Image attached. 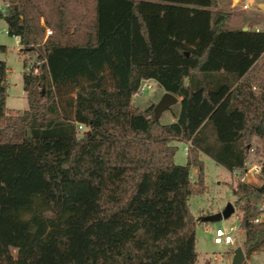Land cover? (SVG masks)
Wrapping results in <instances>:
<instances>
[{
    "label": "trees",
    "instance_id": "obj_1",
    "mask_svg": "<svg viewBox=\"0 0 264 264\" xmlns=\"http://www.w3.org/2000/svg\"><path fill=\"white\" fill-rule=\"evenodd\" d=\"M0 2L28 106L7 108L0 60V264H196L202 155L232 173L254 138L264 152V31L229 29L218 0ZM145 79L181 98L175 122L132 104ZM173 142L189 144L185 165ZM259 164L260 185L231 188L247 257L264 245Z\"/></svg>",
    "mask_w": 264,
    "mask_h": 264
},
{
    "label": "rangeland",
    "instance_id": "obj_2",
    "mask_svg": "<svg viewBox=\"0 0 264 264\" xmlns=\"http://www.w3.org/2000/svg\"><path fill=\"white\" fill-rule=\"evenodd\" d=\"M249 2L250 9L243 10V0L240 3L238 0H233V3L231 0H218L216 10L230 14V19L226 25L229 29L247 28L250 31H264V0H250ZM6 30L5 21L0 19V46H5V52L0 51V60L6 62L7 69L9 70V89L7 92L6 106L9 110L25 111L28 109V106L25 93L22 89V61L24 56L20 54L21 47L16 43V38L9 37ZM118 48L123 51L124 47L123 45H119ZM104 76L108 78L109 76L112 77V73L107 70ZM158 85L157 82H154L152 90H149L144 96L134 100L131 99L132 104L143 110L151 104H157L165 93L161 87V89L157 88ZM162 92L163 94L161 95ZM71 96L74 99V95ZM76 96L78 99L75 101V106L78 102L83 105L85 92L80 91ZM106 100V95H102L100 102L101 107L106 106ZM179 111L180 106L178 104L173 105L160 115V123L169 124L175 122V117L178 116ZM77 113L78 108L75 111V114ZM85 130L86 128L83 126V128L79 130L80 134ZM186 146L188 149L189 144ZM177 147L178 149L174 161L178 165H184L186 150L184 151L182 145H177ZM252 147L254 150L251 151L250 157L246 160L247 163L253 164L259 163L260 161L263 162L264 152L262 149V142L254 138ZM203 162L205 164L206 175L205 192L202 195L189 198L188 201L190 211L197 225L195 248L197 253L196 264H227L228 261H231L234 250L238 247L242 248L243 236L242 234H238L234 245L229 248H224L223 246L213 244V234L218 227L227 228L231 224L238 225V217H240L238 210L234 208L235 213L231 217L217 223H199L198 219L222 211L228 203L233 205L234 197L231 193V188L235 187L236 183L239 181V176L238 174H229L227 171L220 169L207 157L203 158ZM190 178L192 183L196 181V175L191 174ZM260 184L261 182H259V185ZM13 256H16L15 252H13ZM243 264H264V245L250 256L247 257L245 255Z\"/></svg>",
    "mask_w": 264,
    "mask_h": 264
},
{
    "label": "built area",
    "instance_id": "obj_3",
    "mask_svg": "<svg viewBox=\"0 0 264 264\" xmlns=\"http://www.w3.org/2000/svg\"><path fill=\"white\" fill-rule=\"evenodd\" d=\"M233 3V0H231ZM250 0H243L242 9L249 10V2ZM242 2L239 1V3ZM238 5V4H237ZM9 4L5 2H0V15L4 18L6 16L7 8ZM235 6V5H234ZM46 37L52 35V32L49 29H46ZM7 33V30H6ZM16 38V43L20 46V39ZM21 47V46H20ZM44 62V61H43ZM41 62L36 64L29 65L26 69V73L38 74L39 73V65ZM154 80L145 79L140 82L139 87L131 93V99H137L141 96H144L149 90H152ZM83 128L82 125L78 126V129L81 130ZM187 154V148H185ZM263 173V167L259 163L248 164L247 161L244 164L243 171H234L233 175L239 176L238 180L242 183L248 185H259L261 182V177ZM264 221V205H261L259 208V215L254 220V223H260ZM238 235V225L231 224L227 228L218 227L213 234V244L217 246H223L224 248H229L234 245L236 241V237Z\"/></svg>",
    "mask_w": 264,
    "mask_h": 264
},
{
    "label": "water",
    "instance_id": "obj_4",
    "mask_svg": "<svg viewBox=\"0 0 264 264\" xmlns=\"http://www.w3.org/2000/svg\"><path fill=\"white\" fill-rule=\"evenodd\" d=\"M247 28H243V31H247ZM177 97L170 93H164L160 98L159 102L154 106V115L156 119H159L160 115L167 111L170 107L177 104ZM235 213V209L231 203H228L224 209L218 213L211 214L208 216H203L198 219L202 223H217L222 220H226ZM245 260V254L241 247H238L234 250L233 256L229 264H243Z\"/></svg>",
    "mask_w": 264,
    "mask_h": 264
},
{
    "label": "crops",
    "instance_id": "obj_5",
    "mask_svg": "<svg viewBox=\"0 0 264 264\" xmlns=\"http://www.w3.org/2000/svg\"><path fill=\"white\" fill-rule=\"evenodd\" d=\"M238 1H241V0H238ZM4 48H5V46H3ZM8 73H9V70L7 69V78L9 77L8 76ZM157 88L158 89H161L160 88V86L158 85L157 86ZM163 94V92L161 93V95ZM177 100H178V102H177V104L179 105V103H180V101H181V98H177ZM172 144H176L175 146L177 147V145H182L183 146V148H184V151H185V148L187 147L186 145V143H178V142H173ZM177 149H178V147H177ZM186 155V154H185ZM186 157V156H185ZM204 157H207V156H205V155H202V161H203V158ZM208 158V157H207ZM174 159H175V157H174ZM210 159V158H209ZM176 163V162H175ZM204 163V162H203ZM177 164V163H176ZM185 164H186V159H185ZM184 164V165H185ZM216 164V163H215ZM178 165V164H177ZM217 165V164H216ZM220 169H222V170H225L223 167H221V166H219V165H217ZM204 169H205V164H204ZM226 171V170H225ZM227 173H229V174H232V173H230V172H228L227 171ZM191 174H193V175H197V170L196 169H192L191 170ZM253 254V253H252ZM230 261H228L227 262V264L229 263Z\"/></svg>",
    "mask_w": 264,
    "mask_h": 264
}]
</instances>
